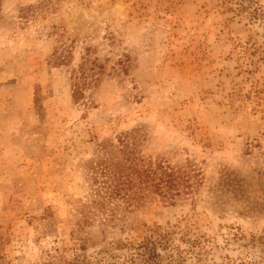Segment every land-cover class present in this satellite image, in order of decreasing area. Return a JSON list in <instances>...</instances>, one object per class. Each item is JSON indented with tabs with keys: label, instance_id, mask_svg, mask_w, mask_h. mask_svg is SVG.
Wrapping results in <instances>:
<instances>
[{
	"label": "rangeland",
	"instance_id": "374dc122",
	"mask_svg": "<svg viewBox=\"0 0 264 264\" xmlns=\"http://www.w3.org/2000/svg\"><path fill=\"white\" fill-rule=\"evenodd\" d=\"M166 231L155 264H264V0H0V264Z\"/></svg>",
	"mask_w": 264,
	"mask_h": 264
},
{
	"label": "trees",
	"instance_id": "16d2710c",
	"mask_svg": "<svg viewBox=\"0 0 264 264\" xmlns=\"http://www.w3.org/2000/svg\"><path fill=\"white\" fill-rule=\"evenodd\" d=\"M55 62L62 65L66 62L65 57L63 58H61V56L56 57ZM81 87L82 86H80L78 83L74 84L73 95H74V98L77 100H79L82 96ZM100 173L106 174L107 173L106 168L104 167L101 168ZM163 174L165 176V185L167 189L170 190V189L175 188L177 184L176 182L177 177H174L171 171L169 172L164 171ZM103 184L105 185L106 183H103ZM109 188L110 187L107 186V189ZM114 188H115V191L111 190L107 197H103L98 200L92 201L91 205L86 207L87 212L85 213V222H87L89 218H91L89 216H92L94 214H99L101 216H104V219L106 218L105 220H107V217H109L110 214H106V213L108 211L109 212L111 211L110 208H108L110 201L115 198V197L113 198V196L119 195L118 194L119 191L121 192L123 190L122 187L119 188L118 186H115ZM171 233L172 232H169V231H166L165 233L154 232L153 234L142 238V240H140L139 242H136V243L120 242V243L115 244L113 248L116 250H134V252H136L142 257L143 262L145 264H155L154 260L156 259L158 254H156L154 248L159 247L162 249L166 245H168L169 237ZM81 250H84V241L81 244ZM78 260L79 259H75L72 261L65 260V263L66 264H77Z\"/></svg>",
	"mask_w": 264,
	"mask_h": 264
}]
</instances>
